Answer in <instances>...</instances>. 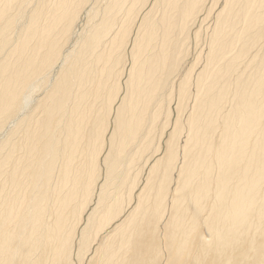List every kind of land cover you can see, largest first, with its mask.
I'll return each instance as SVG.
<instances>
[{
  "label": "bare ground",
  "instance_id": "6f19581e",
  "mask_svg": "<svg viewBox=\"0 0 264 264\" xmlns=\"http://www.w3.org/2000/svg\"><path fill=\"white\" fill-rule=\"evenodd\" d=\"M91 1L0 0V264H264V0Z\"/></svg>",
  "mask_w": 264,
  "mask_h": 264
},
{
  "label": "rangeland",
  "instance_id": "374dc122",
  "mask_svg": "<svg viewBox=\"0 0 264 264\" xmlns=\"http://www.w3.org/2000/svg\"><path fill=\"white\" fill-rule=\"evenodd\" d=\"M91 3H93L94 4V0H92L91 1ZM32 6V5H31ZM30 9H31V7L29 8V6H28V8L26 9L27 10V12H25V18H27L28 17V11H30ZM84 14V15H83ZM83 14H81V16L79 17L80 19H78V21H77V24H76V26H75V39L73 40V42H72V44L71 45H69L66 49L68 50H72L73 48V44L77 41V39L81 36V33L84 31V24H86V15H85V13H83ZM82 15H83V17H82ZM84 16H85V18H84ZM28 20V19H27ZM24 21H26V19L25 20H17V21H15V26L16 25H18V27H20V25H22L23 23H24ZM79 24V25H78ZM77 27V28H76ZM82 28V29H81ZM195 30V29H194ZM194 32V31H193ZM78 37V38H77ZM194 44H195V40H194ZM72 48V49H71ZM193 48H194V45H193ZM124 81H125V79L123 80V83H124ZM40 96V97H39ZM39 96L37 95L36 97H34V99H39V98H41V96L42 95H40L39 94ZM177 104V102L176 103H174L173 104V107H172V109H173V115H172V118L173 119H175V117H176V105ZM175 111V112H174ZM165 140H166V138L164 139V143L162 142V146L164 145L165 146V144H166V142H165ZM146 175H147V172L143 175V177H146ZM98 193H99V189H98V191H97V195H98ZM96 201H97V198H96V200H94V203L92 204V208H94L95 206H96ZM87 215V214H86ZM86 215H85V218H86ZM197 244H198V239L197 238H195L194 239V245L195 246H197ZM194 253V252H193ZM193 253H192V255H190V256H185V258L183 259V260H181L180 262H178L177 264H218V262L219 261H221L222 259H224L223 258V256L222 255H219V254H211V255H209V257H207L206 259H199L198 257L197 258H195V261H193V262H190V257H193ZM254 253H250V254H247V257L245 258V260L243 261V263L242 264H253V262H254ZM139 264H142V261L139 263ZM223 264H225V262L223 263Z\"/></svg>",
  "mask_w": 264,
  "mask_h": 264
}]
</instances>
